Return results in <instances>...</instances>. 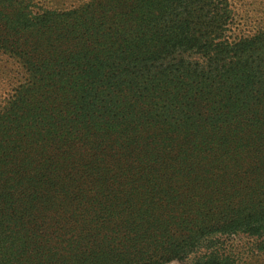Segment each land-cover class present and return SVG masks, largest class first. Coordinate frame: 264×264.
I'll return each mask as SVG.
<instances>
[{
  "label": "trees",
  "instance_id": "obj_1",
  "mask_svg": "<svg viewBox=\"0 0 264 264\" xmlns=\"http://www.w3.org/2000/svg\"><path fill=\"white\" fill-rule=\"evenodd\" d=\"M3 3L0 35L33 84L0 111V264H165L204 248L192 264H231L206 251L238 234L264 249V194L238 184L235 204L220 183L230 145L264 150V25L240 29L234 0ZM209 140L223 147L206 156ZM190 159L226 170L181 199L171 173ZM102 217L125 222L122 239Z\"/></svg>",
  "mask_w": 264,
  "mask_h": 264
},
{
  "label": "rangeland",
  "instance_id": "obj_2",
  "mask_svg": "<svg viewBox=\"0 0 264 264\" xmlns=\"http://www.w3.org/2000/svg\"><path fill=\"white\" fill-rule=\"evenodd\" d=\"M2 4V3H1ZM80 0H5L3 7H6L4 13L11 14L17 11L19 8L30 5L28 9L36 12H43L48 9H57L60 12H66L69 9H73L74 6L79 5ZM234 8L237 14V20L239 22V27L243 31H251L255 26L264 25V0H234ZM14 39L10 38L8 41L3 39L0 35V111L3 110V106L8 100H12L16 95L17 91L22 90L30 84H33V79L31 77L30 70L26 63L20 59L18 51L14 49L13 42ZM61 94L59 92H54L52 97L47 96L51 101L47 103L50 108L52 106H59L61 104ZM54 101V103L52 102ZM56 111V110H54ZM247 145V143H245ZM221 140H209L200 144V148L204 151V155L209 156L214 153H218L221 149ZM250 148L253 150L251 152ZM255 144L251 146H239V143L230 145L225 160L229 170L225 174V168L222 166H217L209 161H199V160H188L181 165L177 166L175 170L171 173L172 179L176 180L177 188L181 193L180 198L186 195L185 191L188 183L193 180H201L209 176L219 177L223 174L227 177L226 180L220 182L223 185V193L237 194L234 202L239 203L240 199V189L237 186H244L246 182L253 181L256 186V191L258 195L264 194V150H259ZM200 199L193 197L192 204L194 205L199 202ZM231 203V202H229ZM97 221L98 224L103 222H108L110 228H115L119 231V239L124 231H126L125 222L119 219H115L113 225L112 222L109 223L106 217H102ZM122 231V232H121ZM169 235L180 237L185 234V229L177 225H171L169 227ZM211 236L210 238H214ZM218 237V236H217ZM216 237V238H217ZM49 238L53 243L58 241L56 234L49 235ZM221 243L218 247L210 249L206 252H211L214 250H221L225 254H228L232 259L231 264H264V249L261 246L260 240L256 237H252L246 234H238L232 237L221 238ZM215 240V239H213ZM57 243L54 245L56 246ZM217 245V244H216ZM62 247L64 245H61ZM205 249V248H204ZM203 249V251H204ZM199 251L191 254L185 259H173L165 264H192L194 258L203 252Z\"/></svg>",
  "mask_w": 264,
  "mask_h": 264
}]
</instances>
